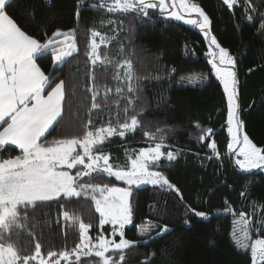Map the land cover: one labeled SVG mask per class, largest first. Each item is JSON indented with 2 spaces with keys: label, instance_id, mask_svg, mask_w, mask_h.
Segmentation results:
<instances>
[{
  "label": "trees",
  "instance_id": "16d2710c",
  "mask_svg": "<svg viewBox=\"0 0 264 264\" xmlns=\"http://www.w3.org/2000/svg\"><path fill=\"white\" fill-rule=\"evenodd\" d=\"M194 1L208 12L210 30L218 43L235 58L239 118L252 142L264 149V29L260 28L264 0H252V11L247 10L248 0H237L231 9L223 0ZM83 2L85 6L78 9L81 0H11L7 8L17 25L41 42L58 29L75 30L77 51L65 58L62 66L53 71L52 51L37 59L46 74L58 77L56 83L65 82L63 118L46 134L47 139L82 138L87 130L109 126L118 133L119 125L136 115L139 123L135 131H126L123 138L106 136L102 145L94 146V153L110 155L114 167H127L140 149L154 147L163 136L162 150L176 154L171 162L162 157L155 170L161 171L179 194L154 185L133 187V223L124 231L125 238L136 243L123 253L110 251L106 255L119 261L123 254L125 259L119 264H251L250 248L238 250L231 233L235 221L250 220V239L245 243L264 238V229L257 223L264 217V174L259 169L241 172L227 148L226 97L211 74L200 29L163 18L157 10H148L143 16L108 12L97 0ZM249 15L252 20L247 19ZM93 31L101 34L98 39L102 43L95 65L88 55ZM129 63L130 79L126 75ZM129 85L134 88L131 94ZM94 102L99 105L96 109L91 107ZM212 142L217 144L219 158L208 147ZM18 154L15 146L0 152L3 158ZM82 182L127 186L99 173L84 177ZM186 206L204 211L206 218L195 216ZM65 211L68 219L63 216ZM80 222L92 225L89 235L93 243L100 234L111 239V225L101 231L89 195L21 208L22 227L5 233L2 242L12 243L21 256L35 255L39 244L41 255L49 262L95 264L98 258L94 256L81 254L79 262L74 255L69 261L59 256L71 253L80 243ZM164 225L169 230L157 235ZM144 226L150 231L140 235ZM49 252L58 255L49 257Z\"/></svg>",
  "mask_w": 264,
  "mask_h": 264
},
{
  "label": "snow or ice",
  "instance_id": "6c2138e0",
  "mask_svg": "<svg viewBox=\"0 0 264 264\" xmlns=\"http://www.w3.org/2000/svg\"><path fill=\"white\" fill-rule=\"evenodd\" d=\"M10 3L11 0H0V152L8 146H15L19 154L8 158L0 156V264H30L37 258L39 264H49L41 255L39 244H36L35 255L21 256L12 243L2 242L5 233L22 227L19 223L21 208L26 210L30 206L35 207L37 202H61L89 195L94 201L95 212L99 214V228L103 231L105 225H111L112 238L108 239L100 234L96 237V243H93V238L89 235L92 225L80 222V243L71 253L66 251L59 253V256L64 261H69L70 256L74 255L79 262L82 254L98 258L95 264H119L125 259L123 254L119 256V261L106 254L110 251L123 253V250L136 243L125 238L124 231L126 225L133 223V187L151 184L160 188L166 187L179 194V189L161 171L155 170L160 167L162 157L171 162L176 159V154L173 151L167 153L162 151L163 136L154 147L140 149L135 158H130V166L127 168L114 167L110 163V155L98 151L93 154L94 146L102 145L106 136L118 134L123 138L126 131H135L139 123L136 115H131L130 123L120 124L121 130L118 133L116 128L109 126L95 131L87 130L82 138L48 140L50 129L63 118L65 82L60 80L56 83L58 77L46 74L37 63V59L42 58L51 47L53 71L56 67L62 66L65 58L71 57L77 51L73 37L75 30L63 32L58 29L52 37L41 42L26 34L10 17L7 12ZM223 4L231 9L237 5V0H223ZM251 4L252 0H248V11L253 10ZM84 6L81 0L78 9ZM101 6H106L108 12H138L147 16L149 9L159 8L162 13L168 12L169 7L175 9L176 0H172L171 5L167 0H113L111 6ZM181 12L187 14L189 18L186 19ZM192 14H196L198 18H191ZM169 15L176 20L197 26L208 37L210 18L196 3L179 0V10H173ZM247 19L252 20L253 17L249 15ZM260 28L264 29V22L260 24ZM100 35L99 32H92L93 38ZM57 37L64 39L57 40ZM209 43L210 47L215 46L217 50L208 53L211 57L209 63L223 87L227 100L226 123L230 137L227 148L238 157L235 164L239 169L264 170V149L257 147L249 136L241 131L243 123L239 118L236 61L227 49L220 46L214 36L210 37ZM56 45L60 47H55ZM98 47L93 39L88 53L93 65L100 59ZM130 74L129 63L126 73L129 79ZM127 90L130 94L134 92L131 85ZM116 91L119 93L121 89L117 88ZM92 99L95 101L96 95H93ZM131 103L129 100V104ZM91 107L96 109L99 105L94 102ZM125 112L127 114V109ZM88 123L91 124L92 121L89 120ZM208 132H211V129ZM208 147L219 158L217 144L212 142ZM78 148L82 151H78ZM74 169L76 171L73 173ZM93 173L107 174L108 177H114L116 181L127 186L109 187L82 182L84 177H91ZM96 193H99V196ZM225 203H228L227 200ZM186 207L195 216L206 218L207 214L204 211H197L191 206ZM63 216L68 219L69 213L65 211ZM251 223L250 220L235 221L231 235L238 250L247 252L250 248L251 264H264V238H256L250 245L245 243L250 239ZM257 223L264 229V217ZM168 230L167 225H164L157 235H162ZM149 231L148 227H142L140 235ZM260 235L258 233V236ZM117 236L120 237L118 241L115 239ZM57 255L55 252L48 253L49 257ZM55 264H61L60 260H56Z\"/></svg>",
  "mask_w": 264,
  "mask_h": 264
},
{
  "label": "rangeland",
  "instance_id": "374dc122",
  "mask_svg": "<svg viewBox=\"0 0 264 264\" xmlns=\"http://www.w3.org/2000/svg\"><path fill=\"white\" fill-rule=\"evenodd\" d=\"M101 5H107V6H111L112 5V3H113V0H97ZM167 2L169 3V5H171V2H172V0H167ZM188 2L189 3H196L199 7H201L202 9H203V11L208 15V12L205 10V8L201 5V4H199L198 2H196V1H194V0H188ZM105 8H107L106 6H104ZM149 10H157V11H159V12H161L160 10H159V8H157V9H149ZM173 10H179V0H176V8L175 9H173V8H171V7H169V9H168V12H161L160 13V15L163 17V18H168V19H171V20H174V21H177V22H180V23H182V24H184V25H186V26H190V27H196V28H198L197 26H194V25H189V24H187V23H185L183 20H176L174 17H171L170 15H169V12H171V11H173ZM181 14H183V15H185V18L187 19V18H189L188 16H187V14H185V13H182L181 12ZM208 17H209V15H208ZM191 18H198L197 16H196V14H192V17ZM210 18V17H209ZM199 29V28H198ZM201 31V30H200ZM208 32H209V35H208V37H206L205 36V34H204V32H202L201 31V34H202V36H203V38H204V40H205V42H206V51H205V57H206V59H207V61H208V63H209V60L211 59V57L208 55V53L210 52V51H217L216 49H215V46H211L210 47V43H209V41H210V37L211 36H214L213 34H212V32H211V30H210V27H209V30H208ZM98 37L99 36H97V37H95V38H93L92 37V39H91V43H92V41H93V39H95V42L98 44V45H100V44H102L101 43V41L98 39ZM62 39H64V37H58L57 38V40H62ZM217 41V40H216ZM218 42V41H217ZM221 47H223L222 45H220ZM55 47H60V45H56ZM223 48H225V47H223ZM225 49H227V48H225ZM228 50V49H227ZM49 51H51V47H50V49H49ZM229 51V50H228ZM230 53V52H229ZM230 55L234 58V56L230 53ZM235 59V58H234ZM54 64V61H53V59H52V65ZM209 65H210V67H211V74L219 81V79L216 77V75H215V71L212 69V65L209 63ZM205 80H206V76H205ZM220 82V81H219ZM222 86V85H221ZM222 89H223V87H222ZM50 90V89H49ZM226 97V96H225ZM226 102H227V100H226ZM130 123V122H129ZM226 130H227V123H226ZM241 131H242V133H246L245 132V130H244V128L242 127V129H241ZM228 134V133H227ZM247 134V133H246ZM229 136V135H228ZM230 142V137H229V141H228V143ZM257 147H259V146H257ZM261 148V147H260ZM78 151H82V149H79L78 148ZM163 151V150H162ZM139 153V151L136 153V155ZM93 154H96V153H93ZM135 155V156H136ZM235 156V155H234ZM133 158H135V157H133ZM238 157H236L235 156V160L237 159ZM102 163V162H101ZM128 166H130V160H129V163H128V165H127V167ZM237 166V165H236ZM127 167H122V168H127ZM237 168L239 169V167L237 166ZM241 172H250V171H252V170H255V169H251V170H249V171H243V170H241V169H239ZM260 171H262L263 172V174H264V170H261V169H259ZM146 185H151V184H144V185H141V186H146ZM140 187V186H139ZM127 226H129V225H126L125 227H127ZM144 227H147V226H144ZM162 230V229H161ZM112 238V237H111ZM96 243V242H95ZM55 261L56 260H54V261H52V262H49V264H55ZM36 262H39V258L38 259H36Z\"/></svg>",
  "mask_w": 264,
  "mask_h": 264
}]
</instances>
